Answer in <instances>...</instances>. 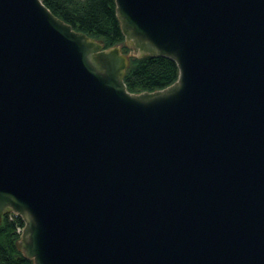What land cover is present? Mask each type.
Returning a JSON list of instances; mask_svg holds the SVG:
<instances>
[{
  "label": "water",
  "instance_id": "95a60500",
  "mask_svg": "<svg viewBox=\"0 0 264 264\" xmlns=\"http://www.w3.org/2000/svg\"><path fill=\"white\" fill-rule=\"evenodd\" d=\"M129 54L0 0V219L33 264H264V0H115Z\"/></svg>",
  "mask_w": 264,
  "mask_h": 264
},
{
  "label": "trees",
  "instance_id": "16d2710c",
  "mask_svg": "<svg viewBox=\"0 0 264 264\" xmlns=\"http://www.w3.org/2000/svg\"><path fill=\"white\" fill-rule=\"evenodd\" d=\"M57 17L73 29L100 40L104 47L120 45L128 54L131 48L124 42L115 0H42ZM179 69L167 56H129L124 83L129 92L153 91L167 87L176 81ZM24 222L20 215L8 211L0 219V264H33L18 249Z\"/></svg>",
  "mask_w": 264,
  "mask_h": 264
},
{
  "label": "rangeland",
  "instance_id": "374dc122",
  "mask_svg": "<svg viewBox=\"0 0 264 264\" xmlns=\"http://www.w3.org/2000/svg\"><path fill=\"white\" fill-rule=\"evenodd\" d=\"M129 55L136 54V51L131 49V51L128 53Z\"/></svg>",
  "mask_w": 264,
  "mask_h": 264
}]
</instances>
